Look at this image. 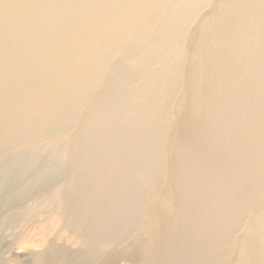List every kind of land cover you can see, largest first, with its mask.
<instances>
[{"label":"bare ground","instance_id":"obj_1","mask_svg":"<svg viewBox=\"0 0 264 264\" xmlns=\"http://www.w3.org/2000/svg\"><path fill=\"white\" fill-rule=\"evenodd\" d=\"M194 17L189 40L169 54ZM163 96L179 113L163 129L183 136L167 185L150 179L151 212L126 256L264 264V0H0V188L47 175L44 140L76 125L63 202L85 213L84 241L132 232L133 185L98 204L105 192L92 197L87 184L112 172L135 181L140 157L159 170L151 111ZM43 260L34 254L33 264Z\"/></svg>","mask_w":264,"mask_h":264},{"label":"rangeland","instance_id":"obj_2","mask_svg":"<svg viewBox=\"0 0 264 264\" xmlns=\"http://www.w3.org/2000/svg\"><path fill=\"white\" fill-rule=\"evenodd\" d=\"M211 5L212 2H209L204 10ZM197 20L198 17H194L187 26L186 34L188 35H184L180 43L166 46L169 54H175L180 44L182 47L185 45ZM185 37H188V40ZM162 64L161 59L153 69L158 70ZM144 77L146 79V75ZM162 77L165 81L167 80L166 75ZM156 78L159 79V76ZM135 83L138 82L135 81ZM183 91V87H179L178 97ZM148 99L150 100L151 97ZM173 102L168 101L164 96L160 97L155 109L151 111V116L155 117L158 123L156 129L158 145L151 150L150 158L153 159L156 169L159 167L158 171L155 169L156 172H154L152 163L147 165L144 163V157H140L137 167L138 176L134 178L135 181L131 182L127 179L128 177L112 172L106 178L96 177L87 184V190L92 197L105 192L102 200L98 198V204H102L110 196L112 198L114 194L118 199H123L127 192L124 189L129 184L133 185L131 200L135 205L127 210V214L134 217V221L128 224V228L133 230L127 235L126 241L120 242L116 238L104 243L84 241L81 233L82 228H85V223H83L85 213L69 212L64 205L63 196L68 186L66 177L74 170L70 168L75 144L73 138L76 134L81 135L82 133L78 130L80 128L74 125L69 128L68 137L63 138L64 140L60 138V133L44 140L45 147L42 155L49 153L47 159L49 165L52 166L47 175L39 179L33 176L31 178L33 185L28 188L24 187V178L15 181L16 183L11 188H0V264H33L34 254L39 252L44 255L41 264H141L134 263L129 255L126 256V246L131 243L130 249L137 248L141 232L138 221L147 217L154 201V196L149 193L151 191L150 179L156 176L155 179H158L160 186L167 185L166 167L174 162V148L178 146L183 136L177 126L167 132L163 129V125L169 118L175 120L179 117ZM131 113V110L124 112L123 119L129 118ZM130 120H133V125H142L138 118ZM170 139L173 141L171 145H168ZM34 160L36 163L32 168L35 165L38 166L43 159L38 156ZM23 177L26 178V175ZM90 179L91 177L86 178V183ZM116 179L121 183V185L117 184L118 189L121 187L119 191L113 185ZM22 190L24 191L21 192Z\"/></svg>","mask_w":264,"mask_h":264}]
</instances>
